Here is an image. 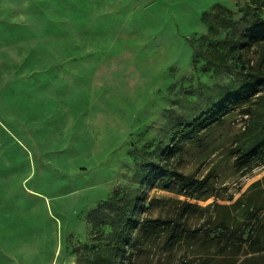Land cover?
<instances>
[{
    "label": "rangeland",
    "instance_id": "obj_1",
    "mask_svg": "<svg viewBox=\"0 0 264 264\" xmlns=\"http://www.w3.org/2000/svg\"><path fill=\"white\" fill-rule=\"evenodd\" d=\"M246 1L0 0V247L10 264L12 247H29L28 223L46 217L53 264H90L110 227L97 238L87 215L113 191L137 188L154 162L211 189L197 198L148 189L144 215L170 217L178 202L193 203L187 223L207 236L167 245L166 231L149 229L123 264H264V156L241 157L264 136V88L182 132L248 74H264L260 45L226 67L214 64L221 53L208 59L232 28L210 33L203 13L220 5L238 21ZM223 222L241 247H222Z\"/></svg>",
    "mask_w": 264,
    "mask_h": 264
},
{
    "label": "trees",
    "instance_id": "obj_2",
    "mask_svg": "<svg viewBox=\"0 0 264 264\" xmlns=\"http://www.w3.org/2000/svg\"><path fill=\"white\" fill-rule=\"evenodd\" d=\"M239 11L241 18L238 21L232 20V12L220 5L203 13V19H207L210 23V33L216 34L220 29L232 28L225 34L222 41L216 42L217 48L208 57L209 61L213 62L214 54L221 53L218 61L214 63L218 66H229L228 59L234 63L239 61L243 50L250 49V47L260 45L264 49V0H247L239 8ZM222 12L224 16L220 17ZM243 80L244 84L240 89L234 90L226 98L210 107L207 112L185 124L182 130L184 135L189 137L201 128L221 119L227 112L240 106L250 96L257 94L261 87L264 88V74H248ZM241 155L242 158L247 159H259L264 156V136L256 144L247 147ZM151 165L147 166L148 170L141 177L137 188L129 192L113 191L111 197L87 215L91 226L90 233L97 238L103 234L102 227L104 225L110 227L107 241L102 245L105 247L103 252L91 259L90 264H123L127 248L135 246L149 229L166 231L167 245L172 244V241L178 240L182 235H190L191 238H198V240L207 236L206 230L202 231L203 225L191 228L187 223L188 216L196 214L194 210L199 208L196 204L180 201L176 206V210H180V213L170 217L144 215L147 208L145 200L148 189L169 190L176 194L195 198L200 195L206 197L209 194L208 190L211 189L206 179H196L186 175L167 162H154ZM213 222L209 220L208 224L211 225ZM219 226L225 232L222 247H226L227 242H230L234 247L242 246L241 243L238 245L235 243L237 236L232 225L223 222ZM244 230L245 225H240L237 229L240 236ZM240 236L238 238L242 240ZM147 238L148 240L153 239L150 236ZM73 252H77V250L73 248Z\"/></svg>",
    "mask_w": 264,
    "mask_h": 264
},
{
    "label": "crops",
    "instance_id": "obj_3",
    "mask_svg": "<svg viewBox=\"0 0 264 264\" xmlns=\"http://www.w3.org/2000/svg\"><path fill=\"white\" fill-rule=\"evenodd\" d=\"M58 223L57 218H54ZM51 219L35 220L28 223L29 234L26 235L29 247H12L13 254L11 257L17 261V264H53L54 254L57 251L56 236L54 230L50 227ZM27 225V224H26ZM25 226V224L23 225ZM38 247L44 249L42 254L38 252ZM51 247H56L52 248ZM41 249V250H42ZM10 248L0 247V264H10Z\"/></svg>",
    "mask_w": 264,
    "mask_h": 264
}]
</instances>
